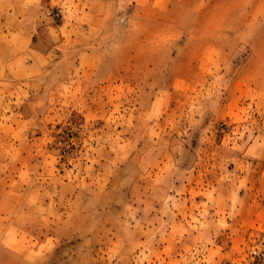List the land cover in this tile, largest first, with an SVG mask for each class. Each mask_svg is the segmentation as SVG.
Masks as SVG:
<instances>
[{
	"label": "rangeland",
	"instance_id": "1",
	"mask_svg": "<svg viewBox=\"0 0 264 264\" xmlns=\"http://www.w3.org/2000/svg\"><path fill=\"white\" fill-rule=\"evenodd\" d=\"M0 264H264V0H0Z\"/></svg>",
	"mask_w": 264,
	"mask_h": 264
}]
</instances>
